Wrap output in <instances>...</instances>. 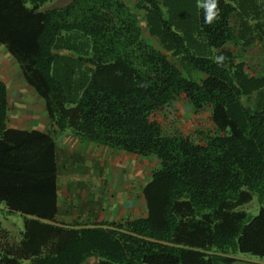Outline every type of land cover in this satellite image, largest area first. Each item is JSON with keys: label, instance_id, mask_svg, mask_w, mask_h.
Instances as JSON below:
<instances>
[{"label": "trees", "instance_id": "obj_1", "mask_svg": "<svg viewBox=\"0 0 264 264\" xmlns=\"http://www.w3.org/2000/svg\"><path fill=\"white\" fill-rule=\"evenodd\" d=\"M48 1L0 0V46L52 127L10 126L0 78V214L23 218L18 236L0 221V264L264 257V72H250L233 48L264 40V0H218L211 24L198 0H71L41 10ZM182 97L196 114L210 110L204 135L168 131L157 117ZM64 132L157 160L142 188L145 216L62 209L55 134ZM254 195L261 207L252 216L241 207Z\"/></svg>", "mask_w": 264, "mask_h": 264}, {"label": "rangeland", "instance_id": "obj_2", "mask_svg": "<svg viewBox=\"0 0 264 264\" xmlns=\"http://www.w3.org/2000/svg\"><path fill=\"white\" fill-rule=\"evenodd\" d=\"M70 1L71 0H49L41 7V10L64 6ZM130 1L133 3L137 0ZM143 26L144 30L146 31L145 25ZM145 33L147 39L157 42L155 38L147 34V31ZM233 48L236 55H238L241 60L246 61L250 72L256 75H260L262 72H264V40L262 41L256 39L252 44L247 46H244L242 41H240V43L238 45H234ZM170 57L174 59L171 54ZM19 69L20 68L18 67L16 60L4 49V47L0 46V77L2 76L6 78L13 90L19 89L16 93L15 91H12L11 94H9L11 96V108L8 119L9 125L19 127L31 126L33 124L34 126L35 123H32L30 119H41L40 116L43 111L42 103L44 108L45 104L43 99L25 81L21 70ZM157 117L165 123L168 131H189L193 137L198 136L197 133H202L204 135L208 129L213 128L210 110H204L201 112V114H196L185 97H182L178 101L174 102L172 106H170L165 111L157 114ZM84 164L85 160L82 166H84ZM65 169L66 164L64 162L61 165V172H63V174L61 173L60 175L59 186L60 194H63L64 197V199L61 201L62 209L70 208L72 211H69L72 213L74 212L71 215L79 214L82 206H85V210L90 207L93 208V210H97V207L100 204V199L103 198L104 194H100V184L98 187L92 185L97 182L96 180H102V173H98V175L96 173L94 176L92 174H85L84 171H86L88 168L84 166L79 170L72 172L73 178H70L68 173L64 172ZM70 179L74 181L75 184L69 188L70 195L67 196L65 194L66 192L68 193V188L66 185ZM84 182H86V185H84ZM101 192H103L102 187ZM67 197H69L68 200L71 202V206L68 205V200L65 199ZM106 199L109 198L106 197ZM87 204H89L90 207H87ZM260 207L261 204L259 203L257 196L254 195L253 199L249 203L242 206L241 209L247 211L249 215L254 216L258 214ZM62 220L69 221L70 219L68 217L64 218L61 216L59 221ZM0 221H2L4 226L10 229L11 236H18L20 229L19 227L22 225L23 228V218L14 214H0ZM239 255L243 257H256L255 255L249 253H239Z\"/></svg>", "mask_w": 264, "mask_h": 264}, {"label": "crops", "instance_id": "obj_3", "mask_svg": "<svg viewBox=\"0 0 264 264\" xmlns=\"http://www.w3.org/2000/svg\"><path fill=\"white\" fill-rule=\"evenodd\" d=\"M0 78L7 83L9 94H11L12 91L16 93L19 90H13L6 78L2 76ZM9 97L11 96L9 95ZM43 106L42 103L43 115L41 114V119H30L32 123H35L34 126L32 124L31 126H19L18 128H37L43 131H51L52 127L48 122V117ZM55 138L58 144L60 175L61 173L63 174V172H61V165L64 162L66 164L64 172L68 173L70 178L73 176L72 172L84 166L88 168L84 171L85 174H92L94 176L96 173L97 175L98 173H102L103 175L101 181L98 179L96 180L97 182L92 185L98 187L100 184V194H104L103 198L100 199L97 210H93V208L87 204V207L89 206L90 208L85 210V206H82L79 213L81 216L84 218L92 216L91 218H97L98 220H123L125 218L140 217L147 214L142 188L150 179L152 170L156 168L158 164L155 158L104 147L90 141L78 139L65 132L55 134ZM84 160L85 164L82 166ZM84 183V185H86V182ZM74 184V181L71 179L67 183L66 187L68 188V193H65L67 196L70 195L69 188ZM101 187L103 192H101ZM106 197L109 199H106ZM68 198L69 197L65 199L68 200ZM60 199L61 201L64 199L63 194H60ZM68 205L71 206L69 200ZM66 210L72 211L70 208ZM237 257L238 260L232 264H264V257H243L240 255ZM86 264L95 263L88 261Z\"/></svg>", "mask_w": 264, "mask_h": 264}, {"label": "clouds", "instance_id": "obj_4", "mask_svg": "<svg viewBox=\"0 0 264 264\" xmlns=\"http://www.w3.org/2000/svg\"><path fill=\"white\" fill-rule=\"evenodd\" d=\"M218 0H198V7L204 10V22L211 24L215 18L219 15V9L217 8ZM225 57L219 55L215 57L217 63H223Z\"/></svg>", "mask_w": 264, "mask_h": 264}]
</instances>
